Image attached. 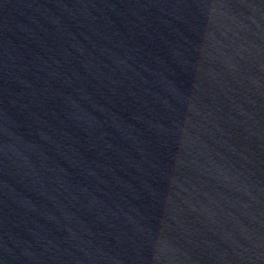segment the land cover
<instances>
[{
    "label": "water",
    "instance_id": "water-1",
    "mask_svg": "<svg viewBox=\"0 0 264 264\" xmlns=\"http://www.w3.org/2000/svg\"><path fill=\"white\" fill-rule=\"evenodd\" d=\"M0 264H264V0H0Z\"/></svg>",
    "mask_w": 264,
    "mask_h": 264
}]
</instances>
